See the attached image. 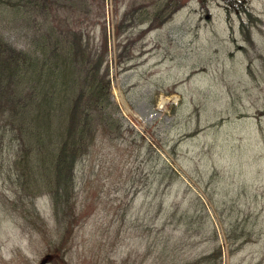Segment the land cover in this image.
<instances>
[{"label": "rangeland", "instance_id": "rangeland-1", "mask_svg": "<svg viewBox=\"0 0 264 264\" xmlns=\"http://www.w3.org/2000/svg\"><path fill=\"white\" fill-rule=\"evenodd\" d=\"M178 1L162 24L143 20L118 34L114 24L126 2L104 0L111 91L122 120L141 130L177 175L151 155L136 157V140L96 145L77 170L82 220L65 245L69 264H138L145 248L127 215L148 210L155 231L172 202L179 211L167 228L184 219L190 226L181 234L183 252L219 243L221 264H264V0H245L258 18L249 42L240 16L222 0ZM98 2L88 0L89 18ZM135 2L137 19L153 8V0ZM90 20L81 28L99 44L103 19ZM3 32L14 43L23 40L19 29ZM197 199L208 214L201 232L191 231L203 219ZM39 207L48 220L47 200ZM47 245L0 210V264H40L51 253Z\"/></svg>", "mask_w": 264, "mask_h": 264}, {"label": "trees", "instance_id": "trees-1", "mask_svg": "<svg viewBox=\"0 0 264 264\" xmlns=\"http://www.w3.org/2000/svg\"><path fill=\"white\" fill-rule=\"evenodd\" d=\"M135 1L112 0L114 4L126 2L115 21L118 34L136 25ZM222 1L240 16L239 30L249 42L257 16L245 0ZM103 2L99 0L89 18L88 0H0V210L22 231H35L46 240L51 264H69L65 245L73 238V225L82 220L76 197L77 170L97 146L136 140V157L151 155L152 160L166 163L151 142L122 120L112 97ZM152 5L150 22L160 25L181 2L153 0ZM83 19H91L88 23L92 24L103 19L99 44L91 43L81 28ZM6 27L22 32L20 44L5 35ZM165 166L176 177L175 170ZM43 197L52 220L40 211ZM197 201L195 211L203 219H198V225L193 223L191 231L201 232L208 226V214L203 202ZM170 206L172 210L158 217L161 226L156 228L157 221L155 231L146 222L148 210L131 211L129 216L122 210L136 224V236L145 248L138 264L158 259L159 264H220L219 243L199 254L182 251L186 236L182 241L181 234L190 232V226L184 219L179 227L167 228L179 211L173 202Z\"/></svg>", "mask_w": 264, "mask_h": 264}, {"label": "water", "instance_id": "water-1", "mask_svg": "<svg viewBox=\"0 0 264 264\" xmlns=\"http://www.w3.org/2000/svg\"><path fill=\"white\" fill-rule=\"evenodd\" d=\"M44 262V259L41 261V263Z\"/></svg>", "mask_w": 264, "mask_h": 264}]
</instances>
